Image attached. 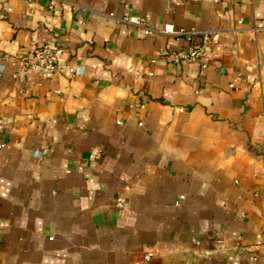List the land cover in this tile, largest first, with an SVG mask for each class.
<instances>
[{"label":"crops","instance_id":"obj_1","mask_svg":"<svg viewBox=\"0 0 264 264\" xmlns=\"http://www.w3.org/2000/svg\"><path fill=\"white\" fill-rule=\"evenodd\" d=\"M0 264H264V0H0Z\"/></svg>","mask_w":264,"mask_h":264},{"label":"built area","instance_id":"obj_2","mask_svg":"<svg viewBox=\"0 0 264 264\" xmlns=\"http://www.w3.org/2000/svg\"><path fill=\"white\" fill-rule=\"evenodd\" d=\"M34 2L36 0H28ZM78 12H82V9H78ZM92 15H95L94 11H91ZM122 22L129 24L135 28H141L144 30L147 36H151L153 29L148 24L146 18L139 14H130L120 19ZM162 33L174 36L176 38H182L185 40L186 45L171 52L173 57V63L180 65L185 62L199 61L204 52L207 49L210 39L209 33L203 35L201 42L195 43L194 36L195 31L186 30L185 28L176 27L173 24H166L161 31ZM58 61V51L48 47L35 48L32 51L31 57L26 61V68H40L43 66L53 67ZM182 110V109H181Z\"/></svg>","mask_w":264,"mask_h":264}]
</instances>
